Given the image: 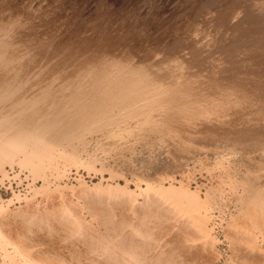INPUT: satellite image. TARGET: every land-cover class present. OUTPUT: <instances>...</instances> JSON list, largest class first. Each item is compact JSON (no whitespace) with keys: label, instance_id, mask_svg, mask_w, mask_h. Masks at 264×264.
Masks as SVG:
<instances>
[{"label":"rangeland","instance_id":"374dc122","mask_svg":"<svg viewBox=\"0 0 264 264\" xmlns=\"http://www.w3.org/2000/svg\"><path fill=\"white\" fill-rule=\"evenodd\" d=\"M1 41L3 43H1L2 48L5 50L1 48L0 51V53L2 51L4 53H2L3 56L0 55V58H2L0 60L4 62L2 64L4 68L0 65V82L3 80V83H6L4 80L11 78L12 83L7 84L4 88L0 85V93L3 90L9 91L8 98H0V109L4 107L11 110L14 106L13 102L17 96H20L21 103H19L21 105L18 107L19 109L14 106L10 112H7L9 115L14 112L13 114L24 117L26 114L35 112V118L40 122L42 119L44 120L43 116L45 117V115L47 119L59 116H57L59 123L57 121L56 123L59 124L57 126H60V131L57 132H60L61 137L57 132L54 137L56 142L60 139L57 143L61 147H59V152L61 150L64 158L59 156L55 161L56 163H47L44 175L49 182V186L46 185L49 188L46 187L47 190L45 191H38L39 193L35 195L36 202L33 201V204L29 205L30 211L36 210L38 215H45L49 209H52L55 214L49 216L48 220H51V222L46 221L44 224L42 222L41 226L36 228L37 224L24 223L15 217V220L12 219V221L18 220V222L13 224L10 220L7 222H11V224L6 222L3 226L5 230L10 231L12 236L14 235V241L26 248L29 246V252L36 261H47L52 264H63L64 262L71 264H125L124 261L122 262L121 256L119 257L122 249L118 248L120 241L118 237H122V235H119L123 233H126L124 236L127 237L129 236L127 234L132 232V230L129 231L131 227H127L125 221L128 224L137 223L135 225L140 226L138 219L144 212L148 217L150 214L153 217L150 216V220L154 226L151 222L147 225L153 229V231L150 229L152 233L148 230L150 234L154 235V238L150 236L152 240H148V243H150L148 244L149 248L153 246L154 242L157 246L154 244L156 248L152 253L147 246H145L146 248L142 246L143 239L136 236L141 239L137 245L141 246V250L138 249L140 247H137L136 250L140 253L143 251L142 249L148 250L144 255L147 259L144 258V260L148 261L149 258V262L146 261L145 263L143 261V264H150L152 260L154 262L152 261L151 264H155V254L159 250L164 251L163 254L165 255L159 251L162 255L159 256L158 254V258L161 259L162 256V259L157 261V264L159 262L160 264H167L166 261L169 259L165 260V258H168L169 254L170 256L172 254V258L169 256L171 263L168 264H250V261H258L256 264H261L264 261V239L261 235L256 233L257 240L254 246L257 247L253 246V248H251L252 245L249 247V244H245L250 237L244 236L250 234L253 222H258L259 225L262 224L261 227L264 229V221H262L264 216H261L263 214L256 215L261 211L257 210L260 204L256 205L254 203L255 199H253V202L251 199L248 209L240 208L238 195L234 193L235 191L239 193L240 188L237 187L238 190L234 191V187L230 183L231 180L240 181L242 179H244V182L248 178L249 183H242L252 186L253 180H256L255 182H260L259 185H264V0H0ZM5 57L10 60L8 64L13 65L11 68L6 65L7 59ZM106 62L109 64L115 62V64L109 65ZM7 66L11 70L7 69ZM97 68L98 70L102 69L99 70L100 74ZM131 68L136 70L139 76L133 74L136 71L133 72ZM144 68H146L145 71ZM140 69L142 70L140 71ZM92 70L94 75L91 74ZM115 71H117L116 75L114 74ZM157 71L158 74H156ZM118 72H122V79H120L123 83L127 81V85L130 82L132 84L134 81H131L132 79H135V83L138 84L140 81L137 82L136 78L141 76L140 84L134 86L133 83L131 85L135 87L132 89L133 91L131 90L133 87L130 88L132 92H130L129 87L127 91L122 89L121 92H127L126 94L132 98L133 95L131 94H134V92H137L136 94H140L141 91L144 92L141 93L140 97L139 95L136 97V94H134V99L131 101L128 99L127 102H132L128 103L129 105L127 103L122 104H127L128 110H125L127 107L120 104L118 105L119 108L115 104H113V108L109 107L111 110H108V114L111 117L108 115V121L100 126L97 125L100 122L98 119L94 122L95 126L93 128L84 129V131L79 129L80 127L77 128V125L71 124L75 128L70 125L74 129L73 133L76 134L77 132L79 136L82 133L81 136L84 137V139L79 137L78 140L71 138V143L69 139L65 138L67 133H72L69 131L71 127L69 129L64 128L66 124L67 127L69 126L68 122L78 113L80 104L91 105V111L100 110V108L97 109V106L100 107V104L97 105L100 98L96 97H100L101 94L98 91L101 90L97 91L96 89L95 93L94 88L88 90L87 87H94L96 82L108 77L110 74L112 75V73L114 75L110 76H114V83L117 82L118 84H113L110 89H113L116 84L121 87L123 84L118 77L120 76ZM140 72H142V75ZM145 72L149 76L151 75V78L148 76L151 80L146 79L147 74ZM129 74L130 76L133 74V76L130 77ZM143 74L146 77H142ZM2 77L5 79H1ZM123 77L125 80H123ZM160 81L163 82L159 84ZM66 82H69V84H64ZM79 83L82 84L78 85ZM84 87H86L85 92L88 91L86 94L83 92ZM81 88L82 90L75 94L77 89ZM67 89L69 90L67 91ZM136 89L138 90L136 91ZM165 89H167L166 92ZM90 91L92 94L95 93L96 99L94 101H96V105L90 102L88 97L89 95L92 96L88 94ZM114 91L111 90L112 94L120 92L119 89ZM61 93L65 96L64 98ZM73 93L75 96L79 93L84 95L74 96V99ZM50 95H52V100ZM59 95L62 100L58 97ZM84 96L86 97L85 100ZM33 97L39 98V101L29 102ZM78 97L79 99L82 98L79 100ZM160 97L163 98L160 99ZM29 98L31 99L29 100ZM56 98L62 102H57ZM87 99L89 102H87ZM71 100H73L72 104ZM77 100L78 104L76 103ZM52 101L56 102L58 106L63 103V106L61 108L56 107V103ZM136 101L137 103H135ZM69 102L73 107L69 105ZM141 102L143 103L141 104ZM53 104H55L53 109L58 108L57 111L61 113L62 110H65L64 108L69 107L68 112L64 111L62 114H57L58 112L56 110L54 112L52 109ZM134 104L139 107H135ZM143 104L148 106L145 107ZM173 105L175 106L173 107ZM49 106L51 107L49 108ZM21 107H25L27 113ZM93 108L96 110H93ZM136 108L138 109L136 110ZM133 109L136 113L132 111ZM140 109H143V112H139ZM158 109H162L161 112ZM73 110H75L74 113H72ZM120 110H123V112ZM126 111L128 113L131 111V113L128 114ZM113 114L114 118L111 119ZM121 114L125 118L129 115L130 117L123 121ZM143 114L145 115L142 118L141 115ZM118 115L122 117L115 119ZM65 116L67 117L65 118ZM2 117L0 115V119ZM110 121H112V124H110ZM63 122L65 124L62 125ZM61 125L64 127L61 128ZM105 126L108 128H104ZM126 126L127 128H125ZM94 128L96 130L98 128V130L94 132ZM66 130L69 132H66ZM119 132L120 134H118ZM66 157H69L72 162H65ZM16 159L13 161L16 162ZM13 161L9 162L10 164L2 165V169L8 165H13ZM217 161H222L225 168L217 166ZM224 175L229 176H225V178ZM43 177L38 176L35 178L37 187L42 184ZM99 181L101 186L106 185V188L107 184L112 186L114 184V186L117 184L127 185L128 189H132L136 193H138L137 186L145 187L146 182H157L156 184L161 183V185L167 187L170 183L178 186V181H182L181 183L185 184V187L191 188L189 190H194V192L198 190V193L197 191L196 193L200 200L204 198L206 190L209 193L211 188V192L214 193H212V205L214 206H211L213 208L208 213L209 219L205 226L211 228L210 236L212 235L211 237L214 240L212 239V243H209L210 240L203 239L201 233L203 228L201 231L197 227L194 229L190 224L191 222L189 223L191 218H184L185 214L182 215V219L178 218L177 212L179 209L176 210L178 207L173 208V204L165 207L167 203L164 201L163 203L161 199V201L158 199L155 202L156 205H153L154 202H150L153 206H146L147 204L144 203L141 195H137V199L135 198L136 200L131 203L124 199L127 196L129 200V196L122 195L123 190L120 194L117 192L118 195L114 186V189L112 188L115 192H113L114 195L108 192L109 188L104 190L106 189L104 186L103 189L101 186L99 187L102 189L100 191L97 186L96 189L91 188L92 185H95L94 183ZM259 185L256 184V187ZM118 190L120 191V189ZM219 190L223 193L220 194ZM169 193H172L169 196H175L179 192L174 194L169 191ZM255 193L254 195L257 196L260 192ZM183 195L182 193L178 198L181 200ZM186 195L189 196L185 193L183 199ZM177 196L178 194L174 198L176 199ZM236 196L237 198H235ZM190 198L192 199V196ZM175 199L174 201L178 200L179 206L188 202L189 204L186 203L188 205L185 206L184 204V206L187 209L191 207L192 200H181V203H179V199ZM186 199L188 200V198ZM152 200L155 201L154 198ZM142 201L144 205L141 206ZM170 201L172 200L169 199L168 204ZM161 203L163 204L159 206ZM251 204H255L258 208L255 209V206ZM20 205L24 207V202ZM20 205L17 204L18 208L21 207ZM45 205L48 207H44ZM14 206L16 205L11 207ZM35 206L37 209H35ZM143 206L147 208H143ZM184 206L183 209H186ZM170 207L174 209L171 210L173 215L168 211L172 209ZM148 208L152 209L148 211ZM167 208L169 209L165 211ZM140 209H145V211L142 212ZM61 210L65 212V215V210H67V213L69 210L70 213L68 214L71 215L70 221L72 220L73 224L64 217H60L64 214ZM180 211L179 213H181ZM251 211L255 215L251 214ZM154 213L158 216L155 214L157 216L155 217ZM174 213L176 217L172 219ZM262 213L264 212L262 211ZM69 215L68 217L65 216L68 220ZM72 215L73 219H71ZM55 216H58L59 219H56ZM74 217L75 219L76 217L82 218L83 223L76 219L77 224L80 223V225H76ZM255 217L256 221H252ZM60 219H62V223L58 221ZM164 219L167 220L164 221ZM65 220L69 223L67 227ZM233 221L237 222L238 227ZM158 222L159 225H156ZM48 223H51V225ZM112 223L114 224L110 225ZM231 223L232 225L234 223V228L237 227L236 230L239 229V226L245 230L250 228L249 231H245L244 235H241L244 236L243 239L236 235L237 232H234L236 230L233 231L234 228L231 230L228 227ZM117 227L120 230L122 229V233ZM20 228L24 231H20ZM73 228L79 231L76 234L80 233L81 236L78 237L75 232L72 233L73 235L68 233V229L73 230ZM89 231H92V233ZM115 231L120 233L118 237H116ZM241 231L237 234L244 233V230ZM84 232L88 235L86 236ZM99 234H104L105 239H102V235L99 238ZM106 234L111 235L109 236L110 239L114 238L109 241L108 236L105 237ZM89 235L94 240L98 236L97 239L101 242L96 241V243H100V245H94V242L89 243ZM115 238L116 243L113 244ZM139 239H135V241ZM147 239L144 238V242ZM153 239H156V241H153ZM94 240H91V242ZM85 242L88 245L90 244L89 248ZM107 242L109 244L113 242L111 243L113 246L111 245V247ZM259 242L260 244H257ZM102 243L106 246H101ZM114 245L121 250L119 255L118 250L113 249ZM92 246H97V250ZM100 246L112 248L111 253L115 252L116 256L115 254L111 256L113 254L108 253L110 249L106 254L105 249V252H103L105 255L104 261L100 257H104L101 254L103 248L101 249ZM98 247H100V250ZM97 251H100V253H95ZM108 254L110 255L109 261L106 260L109 257ZM149 254L151 257L154 254L152 260ZM166 255L168 256L166 257ZM114 257L115 260L112 261ZM172 259L174 261H171Z\"/></svg>","mask_w":264,"mask_h":264},{"label":"bare ground","instance_id":"6f19581e","mask_svg":"<svg viewBox=\"0 0 264 264\" xmlns=\"http://www.w3.org/2000/svg\"><path fill=\"white\" fill-rule=\"evenodd\" d=\"M225 10V9H224ZM256 11V10H255ZM259 34V33H258ZM2 41L0 42V51L3 49V50H5L4 48H2ZM2 48V49H1ZM2 53H3V51H2ZM2 53H0V55L1 56H3V54ZM226 56V55H225ZM1 60H2V58H0ZM5 59H7L6 57H5ZM0 60V61H1ZM4 60V59H3ZM8 62H10V60H8L7 59V63H6V60H5V63H6V65H8V66H10V68H11V66H13V65H10V64H8ZM109 62V61H108ZM108 62H106V63H108ZM101 63V62H100ZM106 63H105V65H106ZM2 64H4V62L3 61H1L0 62V65H2ZM109 64V63H108ZM111 64V63H110ZM109 64V65H110ZM114 64H115V62H114ZM114 64H111V65H114ZM229 65V64H228ZM8 66H7V69H10V68H8ZM108 66V65H107ZM115 66H117V65H115ZM106 67V66H105ZM104 67V68H105ZM111 67H113V66H111ZM127 67V66H126ZM125 67V68H126ZM130 67V66H129ZM2 68H4L3 67V65H2ZM13 68V67H12ZM102 68V67H101ZM108 68L109 69H111L110 68V66H108ZM134 68V67H133ZM133 68H131V69H133ZM103 69V68H102ZM101 69V70H102ZM108 69V70H109ZM117 69V68H116ZM115 69V70H116ZM120 69V68H119ZM118 69V70H119ZM145 69L146 68H144V71H145ZM6 70V69H5ZM11 70V69H10ZM16 70V69H15ZM97 70H98V68H97ZM100 70V69H99ZM98 70V71H99ZM100 70V71H101ZM114 70V69H113ZM112 70V71H113ZM117 70V71H118ZM128 70V69H127ZM126 70V71H127ZM129 70H130V68H129ZM142 69H140V71H141ZM3 71V70H2ZM9 71V70H8ZM87 71V70H86ZM100 71H99V74H100ZM111 71V72H112ZM117 71H115L114 72V74L116 75V72ZM121 71V70H120ZM125 71V70H124ZM125 71V72H126ZM134 71H136V70H134L133 69V72ZM143 71V72H144ZM147 71V70H146ZM5 72V71H4ZM6 72H7V70H6ZM10 73H11V71H9ZM14 72H16V71H14ZM91 72V71H90ZM89 72V73H90ZM93 72V73H92ZM92 72H91V74H93L94 75V71L92 70ZM104 72V71H103ZM109 72H110V70H109ZM129 72H132V71H129ZM132 72V73H133ZM148 72V71H147ZM147 72H145V74H147V77H146V75H144V76H142V77H146V79H150L151 77V75L149 76L148 75V73ZM8 73V72H7ZM6 73V74H7ZM9 73V74H10ZM95 73H97V72H95ZM119 73V72H118ZM138 73H139V71H138ZM141 73V75H142V72H140ZM150 73V72H149ZM105 74H106V72H105ZM108 74H110V73H108ZM113 73H112V75H114ZM120 74V76H118L119 77V79L121 78V75H122V72L121 73H119ZM133 74H137V71H136V73H133ZM133 74H132V76H133ZM156 74H158V71H157V73ZM111 75V74H110ZM109 75V76H110ZM111 75V76H112ZM173 75V74H172ZM1 76H3V75H1ZM13 76V75H12ZM14 76H16V75H14ZM92 76V75H91ZM102 76V75H101ZM104 76V75H103ZM106 76V75H105ZM104 77V78H100L101 80L100 81H98V82H96V80H98V79H96V80H94L95 82H96V84H95V86L94 87H87V84H86V87L87 88H89L88 90H92L93 88H94V90H95V93H96V89H97V91L98 90H101V91H98V93L100 92V94H98V95H100V97L99 96H94V94H92V92L90 91L88 94H91L92 96L90 97V95L88 96L89 98H90V102H91V104H94V105H96V101H94V99H96V98H100V101H99V103L97 104V105H99L100 107H98L97 106V109L98 108H100V110L98 109V111L95 109V108H93V110L95 109L96 110V112L95 111H91V108H92V106L90 105V106H87L85 103H82V104H80V107H79V105H77L79 108V111H78V113H76L75 115H74V117L68 122L69 123V126L67 127L66 125H65V128L64 129H69V127H71L72 125L71 124H73V125H77V128L78 127H80L79 129H82L83 131H84V129H90V128H93L95 125H94V122L98 119L100 122H99V124L97 123V125L98 126H100V125H102L103 123H106L107 121H108V119L107 118H109L108 117V115L110 116V114H108V110L110 109L109 107H114V105L113 104H115V105H121V106H124V107H127L126 105L129 103H132V102H127V100L128 99H130V101L131 100H133L134 99V94H136L137 92H134V94H131L130 92H132L133 90L132 89H134L135 87L134 86H137L138 84H140V82H141V79H140V77L139 78H136L137 79V82L138 81H140L138 84L137 83H135V79H130L131 81H133L132 82V84L134 83L135 85L134 86H131L132 84H130L129 83V85H127V81L125 82V83H123L122 82V78L120 79L121 80V83L123 84L121 87L120 86H118L117 84V82H115V83H117L116 84V86H117V88H116V86L114 87L116 90L117 89H119V91L121 92L122 91V89H126V91H127V89H128V87H129V90H130V88L131 87H133V88H131V90H130V92L128 91V93H130L131 95H133V98L132 97H129L128 96V94H126L127 92H125V91H123V92H116L114 95L112 94V92H111V90L112 91H114L112 88L110 89V87H112V85L114 84L115 85V83H114V79H113V77ZM129 76H130V74H129ZM129 76H127V77H129ZM132 76H130V77H132ZM137 76H139L138 74H137ZM150 78H149V77ZM90 77V76H89ZM97 77V76H96ZM98 77H100L99 75H98ZM116 77V76H115ZM117 77V78H118ZM124 77H125V75H124ZM123 77V80H125V78ZM129 77V78H130ZM204 77V76H203ZM4 77H2L1 79H3ZM15 78V77H14ZM80 78V77H79ZM84 78V77H83ZM86 78V77H85ZM117 78H116V80H117ZM128 78V79H129ZM153 78V77H152ZM160 78V77H159ZM170 78V77H169ZM5 79V78H4ZM88 79H91V78H88ZM95 79V78H94ZM119 79H118V81H119ZM127 79V80H128ZM221 79V78H220ZM12 79L11 78H7V79H5L4 80V82H6V83H3V80L1 81L2 82V84H0L1 85V87H5V86H7V84H9V83H12V81H11ZM80 80V79H79ZM85 80V79H84ZM113 80V81H112ZM151 80V79H150ZM177 80V79H176ZM236 80V79H235ZM82 81H83V79H82ZM88 81V80H87ZM91 81V80H90ZM0 82V83H1ZM20 82V81H19ZM80 82V81H79ZM113 82V83H112ZM143 82H146V81H143ZM163 82V81H162ZM161 81L159 82V84L160 83H162ZM231 82V81H230ZM69 84V82H66V83H64V84ZM153 83V82H152ZM3 84H6V85H3ZM80 84H82V83H79L78 85H80ZM93 84V83H92ZM142 84V83H141ZM214 84V83H213ZM70 85H71V83H70ZM76 85V84H75ZM78 85H77V88H78ZM85 85V84H84ZM83 85V86H84ZM153 85V84H152ZM156 86H159L158 84H155ZM91 86V85H90ZM93 86V85H92ZM126 86H127V88H126ZM170 86H172V85H170ZM71 87H73V86H71ZM76 87V86H75ZM86 87H84V90H83V92H85L86 91ZM139 87V86H138ZM150 87V86H149ZM161 87V86H160ZM198 87V86H197ZM221 87V86H220ZM2 88V89H3ZM61 88V87H60ZM63 88H65V87H63ZM92 88V89H91ZM147 88V87H146ZM146 88H145V90H146ZM151 88V87H150ZM149 88V89H150ZM153 88V87H152ZM66 89V88H65ZM71 89V88H70ZM110 89V90H109ZM156 89V88H155ZM154 89V90H155ZM69 89H67V91H68ZM82 90V88L81 89H77V91L75 92V94L77 93V92H79V91H81ZM138 89H136V91H137ZM160 90V89H159ZM158 90V91H159ZM166 90L167 89H165V92H166ZM175 90V89H174ZM177 90V89H176ZM135 91V90H134ZM155 91H157V90H155ZM162 91V90H161ZM164 91V90H163ZM62 92V91H61ZM65 92V91H64ZM88 92V91H87ZM87 92H85V94L87 93ZM115 92V91H114ZM125 92V93H124ZM139 93H140V90L138 91ZM142 92H144V91H141V93ZM120 93V94H119ZM141 93L140 94H136V97L139 95V97H140V95H141ZM156 93H159V92H156ZM155 93V96L157 95ZM169 93H171V92H169ZM168 93V94H169ZM59 94V93H58ZM64 94V93H63ZM67 94V93H66ZM74 94V93H73ZM75 94L73 95V97L75 96ZM80 95H81V93H79ZM77 95V96H80V95ZM87 94V95H88ZM129 94V95H130ZM179 94V93H178ZM200 94V93H199ZM46 95V94H45ZM61 95H62V93H61ZM84 95V94H83ZM83 95H81V96H83ZM87 95H86V97H87ZM130 95V96H131ZM145 95V94H144ZM147 95V94H146ZM160 95V94H159ZM163 95V94H162ZM46 96H48V95H46ZM51 96V100H52V95H50ZM50 96H49V99H50ZM63 96V95H62ZM77 96H75V97H77ZM153 96V95H152ZM161 96V95H160ZM173 96V95H172ZM6 97L8 98L9 97V91L8 90H3L1 93H0V98H4V99H6ZM59 98H60V95L58 96ZM57 97V98H58ZM65 96H63V98H64ZM71 97V96H70ZM73 97H72V99H73ZM75 97H74V99H75ZM85 96L83 97L84 98V100H85V98H86ZM96 97V98H95ZM145 97V96H144ZM143 97V98H144ZM18 98V99H17ZM17 98H16V100L13 102V105L15 106V108H18L21 104V100H19L20 99V96H17ZM34 98V99H33ZM32 99L31 98H29V102H31V101H39V98H35V97H33ZM56 98V99H57ZM82 97H80V99H81ZM132 98V99H131ZM142 98V99H143ZM161 98H163V97H160V99ZM199 98V97H198ZM10 99V98H9ZM12 100H14L13 98H11ZM47 99V98H46ZM55 99V100H56ZM61 99V98H60ZM78 99H79V97H78ZM79 99V100H80ZM147 99V98H146ZM166 99V98H165ZM185 99V98H184ZM58 100V101H57ZM56 101L57 102H59V101H61V100H59V99H57ZM88 100V99H87ZM138 100H139V98H138ZM145 100V99H144ZM144 100H143V102H144ZM148 100V99H147ZM147 100H145V101H147ZM169 100V99H168ZM27 101V100H26ZM26 101H23V102H26ZM68 101V100H67ZM70 101V100H69ZM72 101L73 100H71V104H72ZM83 101V100H82ZM82 101H79V102H82ZM94 101V102H93ZM172 101V100H171ZM191 101V100H190ZM20 102V103H19ZM52 102H54V101H52ZM62 102V101H61ZM86 102V101H85ZM87 102H89V100L87 101ZM86 102V103H87ZM93 102V103H92ZM97 102H98V100H97ZM143 102H141V104L143 103ZM150 102V101H149ZM175 102V101H174ZM49 103V102H48ZM54 103H56V102H54ZM60 103V102H59ZM67 103V102H66ZM77 104H78V100H77V102H76ZM76 103H75V105H76ZM124 103H127L126 105H122V104H124ZM134 103V102H133ZM135 103H137V101L135 102ZM145 103V102H144ZM168 103V102H167ZM173 103V102H172ZM50 104H52V103H50ZM63 104V103H62ZM61 104V106H63ZM102 104V105H101ZM128 104V105H129ZM148 104V103H147ZM152 104V103H151ZM28 105V104H27ZM55 104H53V107H52V109L55 107L54 106ZM65 105V104H64ZM68 105V104H67ZM69 105H70V102H69ZM143 105H145V104H143ZM142 105V106H143ZM157 105V104H156ZM12 106V105H11ZM13 106V107H14ZM22 106H23V104H22ZM43 106V105H42ZM58 105H57V103H56V107H57ZM61 106H58L59 108H61ZM71 106V105H70ZM117 106H115V108H117ZM131 106V105H130ZM133 106V105H132ZM134 106L135 107H137L138 105H136V104H134ZM146 106H148V105H145V107ZM166 106H168V105H166ZM170 106V105H169ZM175 105H173V107H174ZM12 107V108H13ZM26 107H28V106H26ZM33 107H35V106H33ZM44 107V106H43ZM51 106H49V108H50ZM71 107H73V106H71ZM95 107V106H94ZM139 107V106H138ZM172 107V106H171ZM12 108H11V110H12ZM14 108V109H15ZM21 108H23V107H21ZM21 108H20V110H21ZM25 108V107H24ZM23 108V109H24ZM69 108V107H68ZM67 108V109H68ZM74 108H75V106H74ZM118 108H119V106H118ZM128 108L129 107H127L125 110H128ZM156 108V107H155ZM181 108V107H180ZM19 109V108H18ZM31 109V108H30ZM51 109V110H52ZM57 109L58 108H55V110L57 111ZM65 110L64 111H66V113L68 112L67 111V109L66 108H64ZM72 109V108H71ZM71 109H69V110H71ZM76 109V108H75ZM120 109H121V107H120ZM138 108H136V110H137ZM146 109V108H145ZM164 109V108H163ZM182 109V108H181ZM11 110H7V109H5L4 107H2L1 109H0V115H2L3 117L0 119V181L2 180V178H3V176H4V174H5V172H6V167L4 168V169H2V165H4V164H6V163H11L14 159H16L17 161L16 162H14V163H12L13 165L14 164H16V166L18 165V167L20 168V169H23V170H25V171H27L28 172V175L30 176V178H31V180H32V182H34L36 179V177H42V176H44L42 179H43V182H42V184L40 185V186H36V185H34L32 188H31V191H30V193L28 194V196L27 195H25V196H21L20 194H15V193H13V196L11 197V198H8V199H5V200H1L0 199V264H52V263H48L47 261H36L34 258H33V256H32V254L29 252V246L26 248L24 245V247L22 246V245H20L18 242H16V241H14L13 240V237H14V235L12 236L11 234H10V231H7V230H5V228L3 227L4 225H5V223L7 222V221H12V219L13 220H15L14 218L15 217H17L19 220H21V221H23L24 223H27V222H29V224H30V222H32L31 224H37L36 225V228H37V226H41L40 224H42V222H43V224L46 222V221H49V222H51V220H48L49 219V216H51V215H54L55 214V212L51 209H49V211H47V213L44 215H38V213L36 212V210H33V211H30L31 210V208L29 207V205L30 204H33V201H35L36 199H35V195L37 194V193H39V192H41L42 190H47V189H45L47 186H49V182L47 181V179H46V176L44 175V169L46 168L45 166L47 165V163H52L53 164V162H55L56 160H57V158L59 157V156H61L62 158H64L63 157V154H61V150H60V152H59V149L61 148L60 147V145L58 144L59 142L58 141H60V139H59V137H58V139L59 140H57V138H56V140H57V142L55 141V135H56V132L57 131H60V126H57V125H59L58 123H59V121H58V117L57 116H55V118L57 119H55V118H52V117H49L50 119H47L46 118V115H45V117L43 116V114H41L42 116H43V118H44V120L42 119H40L41 120V122L40 121H37V118H35L36 117V115H35V112L34 113H32V114H26L25 116L24 115H22V116H24V117H20L19 115H15V114H13V116H12V114L11 115H9L7 112L9 111H11ZM25 110V109H24ZM27 110V109H26ZM25 110V111H26ZM55 110L53 109V111L55 112ZM111 110V109H110ZM113 110V109H112ZM129 110H131V109H129ZM154 110V109H153ZM159 110V109H158ZM160 110H162V109H160ZM159 110V111H160ZM23 111V110H22ZM47 111V110H46ZM45 111V112H46ZM53 111H51V112H53ZM63 110H62V113L64 112ZM76 111H77V109H76ZM116 111H118L117 109H116ZM120 111H122L123 112V110H120ZM120 111L118 112V114L120 113ZM133 112L135 111L134 109L132 110ZM143 112V109L141 110H139V112ZM158 111V112H159ZM164 111V110H163ZM58 113L57 114H59V113H61V112H59V111H57ZM75 112V110H73V112L72 113H74ZM94 112V113H93ZM127 112V111H126ZM138 111H137V113H139ZM147 112V111H146ZM150 112H152V111H150ZM161 112V111H160ZM21 114L23 113V112H20ZM26 113H27V111H26ZM29 113V112H28ZM38 113V112H37ZM61 113V114H62ZM65 113V114H66ZM70 113V112H69ZM111 113H113L112 111H111ZM115 113V112H114ZM128 113V112H127ZM129 113H131V111H129ZM128 113V114H129ZM134 113H136V111L134 112ZM145 113V112H144ZM18 114V113H17ZM24 114V113H23ZM39 114V113H38ZM117 114V113H116ZM127 114V115H128ZM41 115H40V117H41ZM54 115H55V113H54ZM70 115H72V114H70ZM122 116V118L118 115L117 116V118H115V119H118L119 117L121 118V119H123V121H125L126 120V118L128 117L126 114V118H125V116L123 115V114H121ZM132 115V114H131ZM145 114H143V115H141V117L143 118V116H144ZM38 116V115H37ZM96 116V117H95ZM114 114L112 115V118L111 119H113L114 117ZM62 117H63V115H62ZM61 116H60V118H62ZM67 116H65V118H66ZM68 117H69V115H68ZM111 117V116H110ZM129 117H130V115H129ZM128 117V118H129ZM153 117V116H152ZM120 119V120H121ZM137 119V118H136ZM135 119V120H136ZM61 120V119H60ZM69 120V119H68ZM110 120V119H109ZM131 120V119H130ZM139 120V119H138ZM56 121L58 122V123H56ZM115 121V120H114ZM117 121V120H116ZM122 121V122H123ZM112 121H110V124H112L111 123ZM117 122H119V121H117ZM140 123V122H139ZM61 124V123H60ZM63 124H65L64 122L62 123V125ZM110 124H108V125H110ZM114 124H117V123H114ZM126 124V123H125ZM133 124H135V123H133ZM61 125V126H62ZM71 125V126H70ZM123 126V125H122ZM128 126V125H127ZM127 126L125 127V128H127ZM140 126V125H139ZM64 126H62L61 128H63ZM73 128H74V126H72ZM71 127V130H69V131H71L72 133L70 134V133H67V134H69V135H67L66 134V136H65V138H67V139H69V141L71 142V138H78L79 139V137H81L82 138V131H79L81 134H80V136H79V133H77L76 132V130H75V132H76V134L75 133H73L74 132V129ZM107 126H105L104 128H106ZM110 127H111V125H110ZM99 128V127H98ZM98 128H97V130H98ZM108 128V127H107ZM112 128V127H111ZM121 128V127H120ZM73 129V130H72ZM95 129V131L94 132H96L97 130H96V128H94ZM78 130V129H77ZM101 130V129H100ZM106 130V129H105ZM120 130V129H119ZM61 131H63V130H61ZM69 131H67L66 130V132H69ZM91 131V130H90ZM93 132V131H92ZM57 133H59V135H60V132H57ZM61 133H63V132H61ZM74 134V135H73ZM91 134V133H90ZM118 134H120V132L118 133ZM63 135V134H62ZM57 137V136H56ZM60 137H61V135H60ZM76 139H74V140H76ZM77 139V140H78ZM82 139H84V137L82 138ZM81 139V140H82ZM73 141V140H72ZM80 141V140H79ZM68 142V141H67ZM64 143H66V142H64ZM72 143V142H71ZM62 144V143H61ZM64 145V144H63ZM62 146V145H61ZM66 146H68V145H66ZM60 147V148H59ZM69 147H70V145H69ZM75 147V146H74ZM61 159V158H60ZM59 160V159H58ZM65 160V162L66 161H71L72 162V160L69 158V157H66V159H64ZM9 163V164H10ZM56 163V162H55ZM13 165H11V166H13ZM9 167H11L10 165H8ZM217 166H219V167H221V168H225V166H224V164H223V162L222 161H217ZM52 169V168H51ZM222 173H223V170H222ZM224 174H225V172H224ZM227 174V173H226ZM262 175V174H261ZM226 175H224V177H225ZM227 176H229V175H227ZM226 176V177H227ZM225 177V178H226ZM262 177V176H261ZM240 179V178H239ZM255 179H257V178H255ZM224 180V179H223ZM243 180L244 179H242V180H240L241 181V183H240V181L238 182L237 180H231L230 181V183H231V185L234 187V191L237 189L238 190V188L237 187H239L240 188V191H239V193L238 192H234L233 191V187L231 188L232 189V191L234 192V193H237V195H238V198H237V196L235 197V198H237L238 199V201H239V204H240V208H242V207H244V208H247L248 209V207H250V203H249V201H251V199H252V202H253V199H255L254 200V203L256 204V205H259L260 207V209L258 208V206H256L255 204H251V205H253V206H255V209L256 208H258L257 210L259 211V210H261L259 213H257L256 215L257 216H260L261 214H263V215H261L262 217L264 216V213H262V211L264 212V206H263V203H264V185L263 184H261V185H259L260 184V182L259 183H257V182H255L256 180H253V182H252V186L251 185H245V184H243L244 182L247 184V182L249 181V179L247 178V180H245L244 182H243ZM251 180V179H250ZM42 181V180H41ZM225 181V180H224ZM179 183V185L178 186H175V185H173V184H169V185H167V187L166 186H163V185H161V183L160 184H156V183H153V182H146L145 183V187H140V186H137V189H138V193H136L134 190H132V189H128L127 188V185H118L117 183V185L116 186H114V188L116 189V193L118 192L119 194L121 193V191L123 190V192L121 193L122 195L123 194H125V196L126 195H128L129 196V200H128V197L126 196V198H124L125 200L127 199V201H129V202H131L132 203V201H135L137 198H136V196L137 195H141V197H143L142 199H143V201H144V203H146L147 205L146 206H148V205H152V203H153V205L155 204V202L159 199H161L160 201L161 202H166L167 203V205H165V207H167L168 205H171V204H173L172 206H173V208L174 207H178V208H176V210H178V212H177V214L180 216H177L178 218H181L182 217V215H184L185 214V216H184V218L185 217H189L188 219H190L191 221H189V223L191 224V226H193L194 227V229H195V227H197L198 229H200V231L202 230V228H203V232H201L202 233V236H203V239L205 238V239H207V241L208 240H210V242L209 243H212V235L210 236V230H211V228H206V226H205V223L208 221V219H209V215H208V213L210 212V210L213 208V207H211V206H214V205H212V203H213V199H212V193H213V191L211 192V188L209 189L210 190V192L209 193H207V190H206V193H205V196H204V198L203 199H199L198 197V190H196L197 191V193H196V191L194 192V190H189V189H191V188H187V187H185L184 185H183V183H181L180 181H178ZM229 182V181H228ZM243 182V183H242ZM257 185H259L258 187H256V184ZM261 182H263V181H261ZM159 183V182H158ZM249 183V182H248ZM264 183V182H263ZM95 185H92V186H94V187H92L91 186V188H95L96 186L98 187V190L100 191V189L104 186H101V182L99 181V182H97V183H94ZM187 184V183H186ZM255 184V185H254ZM47 185V186H46ZM230 185V186H231ZM101 186V188H99ZM113 186L112 185H110V184H107V188H106V185L104 186L106 189H104V190H108V188H109V190H108V192H111V194H113V192H114V188H113ZM255 186V187H254ZM260 186H261V188H260ZM103 187V188H104ZM255 189H257L256 191H253V190H255ZM47 188H49V187H47ZM102 188V189H103ZM113 188V189H112ZM96 189V188H95ZM101 189V190H102ZM111 189V190H110ZM117 189H120V191L118 190L117 191ZM213 189H215V188H213ZM39 191V192H38ZM169 191L170 192H173L174 194L176 193V192H179V193H176V194H178V196H177V198L175 199L174 197L176 196V194H175V196H169V194H172V193H169ZM258 191L261 193H259L257 196H255L254 195V193L255 192H257L258 193ZM106 192V191H105ZM107 192V193H108ZM181 192V193H180ZM220 194L221 193H223V192H220V190L218 191ZM263 192V193H262ZM115 193V192H114ZM117 193V194H118ZM182 193L184 194L183 196H182V199L181 200H185V201H191V207H188L189 209H187L185 206L186 205H188L189 203L188 202H186V203H188V204H186V203H184L185 204V206H184V204H182L186 209H183V206L182 205H180L179 206V204L177 203L178 202V200L177 199H179V203H181V200H180V198H178V197H180L179 195H182ZM185 193L186 194H188L189 196H187L186 195V197H185V199H183V197L185 196ZM211 193V194H210ZM109 194V193H108ZM107 194V195H108ZM110 194V196H112ZM118 194V195H119ZM214 194V193H213ZM256 194V193H255ZM99 195V194H98ZM114 195V194H113ZM116 195V194H115ZM153 195V196H152ZM121 196V195H120ZM152 196V197H151ZM169 196V197H168ZM192 196V199L190 198ZM259 196V197H258ZM168 197V198H167ZM136 198V199H135ZM152 198H154L155 199V201H153L152 200ZM167 198V199H166ZM172 198V199H171ZM186 198H188V200L186 199ZM190 198V199H189ZM220 198V197H219ZM261 199V200H257V199ZM124 199H122V200H124ZM169 199L170 200H172V201H170V203L168 204V201H169ZM174 199L175 200H177V201H174ZM195 200V202H194V200ZM14 200H17L18 202H20L21 200H24L23 202H24V207H22L20 204V206L21 207H19L18 208V206L16 205V206H14V207H11L12 205H14L13 204V201ZM117 201V200H116ZM143 201L141 202L142 204H141V206L142 205H144V203H143ZM36 202V201H35ZM150 202H152V203H150ZM163 202V203H164ZM194 202V203H193ZM215 202V201H214ZM257 202V203H256ZM260 202V203H259ZM130 203V204H131ZM138 203V202H137ZM163 203H161L159 206H161ZM261 203H262V206H261ZM135 204V203H134ZM138 204H140V203H138ZM157 204V203H156ZM155 204V205H156ZM178 204V205H177ZM221 204V203H220ZM248 204H249V206H248ZM132 205V204H131ZM152 205V206H153ZM194 205V206H193ZM48 206H50L49 204H48ZM48 206H44V207H48ZM149 206V207H150ZM158 206V205H157ZM158 206V207H159ZM193 206V207H192ZM239 206V205H238ZM245 206H247V207H245ZM33 207V206H32ZM100 207H103V206H100ZM163 207V206H162ZM261 207H263V209H261ZM143 208H147V207H145V206H143ZM156 208V207H155ZM161 208V207H160ZM170 208H172V207H170ZM169 209V208H167V209H165V211H167L168 209V211H169V213H173L171 210H174V209ZM243 208V209H244ZM254 208V207H253ZM253 208H252V210H253ZM33 209V208H32ZM35 209H37L36 208V206H35ZM41 209V208H40ZM43 209V208H42ZM47 209V208H46ZM66 209H68V208H66ZM99 209H101V208H99ZM149 209L150 208H148L147 210L149 211ZM152 209V208H151ZM150 209V210H151ZM163 209V208H162ZM250 209V208H249ZM255 209H254V212H255ZM141 210V209H140ZM144 211H145V209H143ZM143 210H141L142 212H143ZM156 210V209H155ZM164 210V209H163ZM175 210V211H176ZM181 210V211H180ZM241 210V209H240ZM256 210V211H257ZM66 211V215H65V212L64 211H62L61 210V212L63 213L64 212V214H63V216H60L61 218H63L64 217V219H66L68 222H70V223H74V222H72V220L70 221V216L71 215H69L68 213H70L69 212V210H68V213H67V210H65ZM147 211V213H149ZM171 211V212H170ZM174 211V212H175ZM179 211L181 212V213H179ZM242 211H244V210H242ZM257 211V212H258ZM46 212V211H45ZM57 212V211H56ZM60 212V211H59ZM60 212V213H61ZM151 212V211H150ZM183 212V213H182ZM252 212V211H251ZM36 213H37V215H36ZM41 213V212H40ZM62 213H61V215H62ZM106 213H108V212H106ZM105 213V214H106ZM152 213V212H151ZM158 213V212H157ZM248 213V212H247ZM261 213V214H260ZM57 214V213H56ZM111 214V213H110ZM145 214V212L143 213V215ZM150 214V213H149ZM156 213H154V215H155ZM163 214V213H162ZM243 214H245V213H243ZM251 214H254L253 212L251 213ZM251 214H249L250 216H251ZM258 214H260V215H258ZM36 215V216H35ZM68 215H69V220L66 218V217H68ZM140 215V214H139ZM142 215V216H143ZM145 215H147V214H145ZM145 215L142 217V216H140V219H138V224H140V226L138 225V226H136L135 224H137V223H135V224H131V223H129L128 224V222H126L125 221V219H123L125 222L124 223H126L127 224V227L129 226V227H131V229L129 228V231L130 230H132V232L130 233V234H127V235H129V236H124L125 234L123 233V234H120V233H122L121 231H122V229L120 230V228L119 227H117V228H119V230H120V233L119 232H116L115 231V235H116V237H118V234H120L119 236H121L122 235V237H118L119 239H120V241H119V246H118V248L119 249H122V251L121 250H119L118 248H117V246L116 245H114V250H118V255H119V252L121 251V253H123L122 255H121V253H120V255H119V257L121 256V260H122V262L124 261L125 262V264H143L144 262L143 261H145L144 260V258L145 259H147V257H144V255H145V252L147 251L148 252V250H144V249H142L143 251H141V253H140V251H137L136 250V248L137 247H140V248H138L139 250H141V246L139 245V246H137L140 242V240L141 239H143L142 241H143V243H142V246H144V248H146L145 246H147V248L148 249H151L150 251L153 253L154 252V249L156 248V247H154L156 244V242H154V244H153V242H152V244H153V246L152 247H150L149 248V245L148 244H150V243H148V240L150 239V240H152V237L154 238V235L152 236L151 234H150V229H152V228H149V226H147L148 225V223L149 222H151L152 223V221L150 220V216H151V214H150V216L148 217V215L145 217ZM153 215V214H152ZM153 215V216H154ZM157 215V214H156ZM155 215V217H157ZM160 215H161V213H160ZM167 216H168V214H166ZM173 215V214H172ZM241 215H242V213H241ZM255 215V214H254ZM66 216V217H65ZM74 216H75V214H74ZM106 216V215H105ZM56 217V216H55ZM152 217V216H151ZM174 217H176V215H175V213H174V216L172 217V219L174 218ZM251 217H253V215L251 216ZM59 219V217L57 216L56 217V219ZM107 218V217H106ZM109 218V217H108ZM107 218V219H108ZM112 218V217H111ZM153 218V217H152ZM163 218H164V216H163ZM168 218H169V216H168ZM183 218V217H182ZM181 218V219H182ZM249 218V217H248ZM261 218V217H260ZM260 218H259V220H260ZM63 219V220H64ZM71 219H73V215H72V218ZM74 219H75V217H74ZM76 219H78V221H80V222H82V218L80 219V217L78 218V217H76ZM74 220L75 221V224L76 225H80V223H78L77 224V220ZM177 219V218H176ZM252 219V218H251ZM53 221H54V218L52 219ZM62 219H60V220H58V221H61ZM65 220V221H66ZM154 220V219H153ZM157 220H159L158 218H157ZM161 220V219H160ZM165 220H167V219H164V221ZM175 220V219H174ZM178 220H180V219H178ZM186 220V219H185ZM185 220H184V222H185ZM246 220V219H245ZM258 220V219H257ZM258 220V221H259ZM21 221H20V223H21ZM66 221V222H67ZM105 221H106V219H105ZM110 221H111V219H110ZM119 221V220H118ZM162 221V220H161ZM160 221V222H161ZM175 221H177V220H175ZM182 221V220H181ZM187 221V222H188ZM236 221V220H235ZM252 221H256V217H255V219L254 220H252ZM262 221H264V220H262ZM261 220H260V222H262ZM13 222V221H12ZM15 222H18V220L17 221H14L13 222V224L15 223ZM67 222V224H66V227L68 226V223ZM120 222V221H119ZM118 222V223H119ZM157 222V221H156ZM234 222V221H233ZM7 223H10L11 224V222H7ZM56 223V222H55ZM61 223H62V221H61ZM83 223V222H82ZM81 223V224H82ZM111 223V222H110ZM115 223V222H114ZM114 223H112V224H110V225H113ZM121 223H122V220H121ZM120 223V224H121ZM123 223V224H124ZM235 223V225L237 224V222H234ZM234 223H233V225H232V223L231 224H229L230 226H228L231 230L234 228ZM251 223V222H250ZM39 224V225H38ZM47 224V223H46ZM48 224H50L51 225V223H48ZM84 224H86V223H84ZM107 224H108V221H107ZM125 224V225H126ZM247 224V223H246ZM248 224H249V222H248ZM252 224V223H251ZM8 225V224H7ZM16 225V224H15ZM18 225V224H17ZM32 225V226H33ZM49 225V226H50ZM55 225V224H54ZM105 225V224H104ZM132 225V226H131ZM134 225V226H133ZM152 225H153V223H152ZM151 225V226H152ZM156 225H159V222L156 224ZM262 225V224H261ZM261 225H259L258 224V222L256 223V222H253V224L251 225V227H252V229H251V231H250V234H245V231L246 230H248L249 231V229L250 228H248V229H243L242 227V231L244 230V233H240V234H237L238 232H240L241 231V228H240V226H239V229L238 230H236V228L238 227L237 225V227L236 228H234L233 229V231L234 230H236V231H234V232H237L236 233V235L238 236H240V237H242L241 239H243V237L244 236H249L248 238L250 239V241H251V244H250V241H249V239H247L246 240V243L245 244H249L248 246L250 247L251 245H252V247L251 248H253V246L255 245V242H256V240H257V235H256V233H258L259 235H261V237L264 239V229L261 227ZM26 226V225H25ZM29 226V225H28ZM53 226V225H52ZM88 226V225H87ZM115 227H116V225H114ZM113 226V227H114ZM118 226V225H117ZM136 226V227H135ZM142 226H143V228H142ZM154 226V225H153ZM263 226H264V224H263ZM19 227H20V225H19ZM24 227V226H23ZM43 227V226H42ZM41 227V228H42ZM60 227V226H59ZM85 227V226H84ZM114 227V228H115ZM126 227V226H125ZM31 228V227H30ZM40 228V227H39ZM49 228V227H48ZM62 228H64V227H62ZM110 228L112 229V227L110 226ZM196 228V229H197ZM15 229V228H14ZM28 229V228H27ZM53 229H55V228H53ZM52 229V230H53ZM20 231H24L23 229L21 230V228L19 229ZM38 230V229H37ZM69 230V232L68 233H70V234H72L73 232H75V234L77 233V232H79V231H76L74 228H73V230L72 229H68ZM75 230V231H74ZM78 230H80V229H78ZM113 230V229H112ZM150 232H149V231ZM16 231V230H15ZM18 231V230H17ZM19 231V232H20ZM54 231V230H53ZM63 231V230H62ZM81 231V230H80ZM84 231V230H83ZM82 231V232H83ZM109 231H110V229H109ZM152 231H153V229H152ZM198 231V230H197ZM200 231H198V232H200ZM241 231V232H242ZM247 231V232H248ZM29 232V231H28ZM39 232V231H38ZM57 232V231H56ZM81 232V234H83ZM86 232V231H85ZM84 232V233H85ZM90 232V231H89ZM124 232V231H123ZM128 232V231H127ZM155 232V231H154ZM15 233V232H14ZM27 233V232H26ZM37 233V232H36ZM64 233V232H63ZM90 233H92V231L90 232ZM152 233V232H151ZM21 234H22V232H21ZM25 234V233H24ZM34 234V233H33ZM61 234V233H60ZM69 234V235H70ZM74 234V233H73ZM72 234V235H73ZM104 234H105V231H104ZM103 234V235H104ZM110 234V233H109ZM234 234V233H233ZM244 235V236H241V235ZM68 235V234H67ZM72 235H70V236H72ZM77 235V234H76ZM84 235V234H83ZM85 235H86V233H85ZM88 235V234H87ZM86 235V236H87ZM96 235V234H95ZM101 235L102 234H99V238L101 237ZM103 235H102V237H103ZM114 235V236H115ZM19 236V235H18ZM22 236H24L23 234H22ZM78 237L79 236H81L80 235V233L77 235ZM90 236V238L92 237L91 235H89ZM94 236V235H93ZM108 236V238L107 239H110V237L109 236H111V235H108V234H106L105 235V237H107ZM113 236V235H112ZM136 236H138L139 238H141V239H139V238H137ZM150 236H152V237H150ZM202 236H201V238H202ZM234 236V235H233ZM16 237V236H15ZM60 237V236H59ZM67 237V236H66ZM83 237V236H82ZM133 237H135V239H139L138 241L136 240L135 241V239H133ZM260 237V239H262ZM74 238V237H73ZM81 238V237H80ZM86 238V237H85ZM85 238H84V241H85ZM89 238V243H93L94 245H97V244H99L100 245V243H96V241H98V236H97V238L95 237V239L96 240H94V238L92 237L91 239ZM114 238V237H113ZM113 238H111V239H113ZM117 238V239H118ZM144 238L145 239H147L146 240V242H144ZM157 238V237H156ZM200 238V239H201ZM238 238V237H237ZM61 239V238H60ZM64 239V238H63ZM66 239V238H65ZM64 239V240H65ZM72 239V238H71ZM102 239H105L104 237L102 238ZM111 239L109 240V241H111ZM133 239V240H132ZM236 239V238H235ZM76 240V239H75ZM83 240V239H82ZM88 240V239H87ZM86 240V241H87ZM91 240H94V241H92L91 242ZM214 240V239H213ZM83 241V242H84ZM108 241V242H109ZM115 241V242H114ZM114 243L113 242H110V244L107 242V244H109L110 246L112 245L113 246V244H115L116 243V238L114 239ZM153 241H156V239H153ZM158 241H160V240H158ZM158 241H157V243H158ZM237 241V240H236ZM242 241V240H241ZM263 241V240H262ZM261 241V242H262ZM82 242V243H83ZM88 242V241H87ZM98 242H101V240H99ZM106 242V241H105ZM138 242V243H137ZM151 242V241H150ZM73 243V242H72ZM77 243V242H76ZM86 243V242H85ZM84 243V244H85ZM111 243H113V244H111ZM206 243V242H205ZM240 244H241V242H239ZM263 243V242H262ZM87 244V243H86ZM85 244V245H86ZM151 244V245H152ZM257 244H260V242L259 243H257ZM264 244V243H263ZM84 245V246H85ZM90 245V244H89ZM88 244H87V247L89 248L90 246H89ZM127 245V246H126ZM22 246V247H21ZM101 246H103V247H105L106 245L105 244H101ZM100 246V247H101ZM111 246V247H112ZM157 246V245H156ZM162 246V245H161ZM259 246V245H258ZM95 247V246H94ZM93 246H92V248H94ZM97 247V246H96ZM95 247V248H96ZM100 247H98V249L100 248ZM103 247H101V249L103 248ZM129 247H130V249H129ZM154 247V248H153ZM254 247H257V246H254ZM117 248V249H116ZM143 248V247H142ZM153 248V249H152ZM159 248V247H158ZM160 248H162V247H160ZM86 249V248H85ZM104 249V251H102ZM102 250H101V254H103V252H105V249H106V254H107V252L109 251V249H110V251L108 252L109 254H113V255H111V256H114V254H115V256H116V253L115 252H113V253H111V249L112 248H110V247H106V248H103ZM187 249V248H186ZM90 250H92V249H90ZM90 250H89V252H90ZM96 250H97V248H96ZM96 250H93V251H96ZM100 250V249H99ZM153 250V251H152ZM158 250V249H157ZM157 250H156V252H157ZM162 250V249H161ZM160 251V250H159ZM158 251V252H159ZM171 251V250H170ZM88 252V253H89ZM92 252V251H91ZM98 252L100 253V251H97V252H95V253H97L98 254ZM156 253L157 254V256H156V254H155V261L157 262V261H159V260H161L162 259V256H161V259H159L158 258V254H159V256L160 255H162L163 253H164V251L162 252V251H160L162 254H160V252L159 253ZM175 252V251H174ZM94 253V252H93ZM92 253V254H93ZM94 253V254H95ZM170 253V252H169ZM87 254V253H86ZM93 254V255H94ZM96 254V255H97ZM101 254H99V255H101ZM108 254V255H109ZM175 254V253H174ZM88 255V254H87ZM98 255V256H99ZM104 255V254H103ZM146 255H148V254H146ZM163 255H165V254H163ZM176 255V254H175ZM149 256H150V254H149ZM148 256V257H149ZM168 255H166V257H167ZM169 256H170V254H169ZM168 256V258H165V256H164V258H165V260L166 259H169V260H167L166 262H168V263H171L170 262V259L172 258V254H171V258ZM101 258H105V255H104V257L103 256H100ZM151 257V256H150ZM152 257H154V254H153V256ZM152 257H151V260H152ZM107 258V257H106ZM110 258V255H109V257L106 259L107 261H109L108 259ZM113 258V257H112ZM111 258V259H112ZM118 258V257H117ZM91 259V258H90ZM102 259V260H103ZM110 259V260H111ZM158 259V260H157ZM174 259V258H173ZM171 260V261H174V260ZM100 260V259H99ZM113 260H115V257H114V259H112V261ZM120 260V259H119ZM164 260V261H165ZM94 261V260H93ZM97 261V260H96ZM104 261H105V259H104ZM106 261V262H107ZM117 261V260H116ZM141 261V262H140ZM147 261V260H146ZM146 261H145V263H146ZM153 262H154V260H152ZM152 261H151V263H152ZM119 262V261H118ZM143 262V263H142ZM147 262H149V258H148V261ZM155 262V264H157ZM246 262V261H245ZM249 262V261H248ZM247 262V263H248ZM110 263V262H109ZM116 263V262H115ZM150 263V264H151ZM167 263V264H168ZM172 263H175V262H172ZM256 263H258V261H250V264H256ZM58 264H62V263H58ZM63 264H71V263H66V262H64ZM106 264V263H105ZM159 264H160V262H159ZM261 264H264V261H262V263Z\"/></svg>","mask_w":264,"mask_h":264},{"label":"built area","instance_id":"2783aa9c","mask_svg":"<svg viewBox=\"0 0 264 264\" xmlns=\"http://www.w3.org/2000/svg\"><path fill=\"white\" fill-rule=\"evenodd\" d=\"M6 172L0 181V199L11 198L13 193L20 194L22 197L30 193L31 188L37 185V181L32 182L28 172L13 165L6 167ZM24 200L13 201L14 205L21 204Z\"/></svg>","mask_w":264,"mask_h":264}]
</instances>
